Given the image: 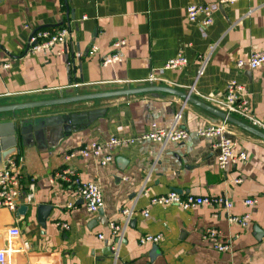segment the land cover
<instances>
[{"label": "crops", "instance_id": "1", "mask_svg": "<svg viewBox=\"0 0 264 264\" xmlns=\"http://www.w3.org/2000/svg\"><path fill=\"white\" fill-rule=\"evenodd\" d=\"M190 5H209L212 24L190 23L186 16ZM62 27L71 30L65 46L25 53L31 31ZM118 40L126 42L117 50L121 61L101 66V59L113 52L111 44ZM92 47L97 48L94 54L90 53ZM263 47L264 0H239L223 6L217 0H0V65H9L0 69V107L150 86L142 81L153 73L171 82L169 88L184 94L192 89L191 97L208 106L204 96L222 98L229 82L242 84L253 114L264 124V66L255 70L236 67L239 59L246 60ZM179 53L187 65L164 70V64ZM199 55L209 57L202 75ZM96 109L105 110L101 118L60 142L48 134L34 136L26 145L19 141L15 148L12 155L23 160L24 204L20 207L27 209L23 214L0 209V248L5 247L10 226L21 231L13 241L10 264H264V140L227 122L234 154L244 152L246 160L220 170L217 151L195 130L223 120L161 92L0 113V123L17 125L60 111ZM177 113L181 114L179 127L189 131L182 143L135 141L115 148L113 161L105 167L78 154L91 141L137 139L151 130V124L167 130ZM71 153L74 157L66 160ZM9 157L3 159L1 168ZM66 166L83 181L101 187L102 217L98 212L87 213L73 189L58 180L51 182L53 174ZM31 180L35 183L33 198L26 203ZM143 188L146 196L141 194ZM170 191L223 196L232 207L225 211L208 206L185 210L150 205L151 197ZM246 198H256L257 204L245 206ZM68 203L78 207L68 209ZM39 206H47L49 211L39 212ZM123 208L134 212L114 259L104 252L117 242L108 225L121 223ZM226 213L249 214L250 223L241 228L230 223ZM97 219L103 224L94 223ZM58 223L67 224L68 230L58 228ZM255 226L263 233L260 240ZM207 228L218 230L221 240L230 243V251L219 252L206 241L203 232ZM144 235H160L161 239L140 245Z\"/></svg>", "mask_w": 264, "mask_h": 264}, {"label": "built area", "instance_id": "2", "mask_svg": "<svg viewBox=\"0 0 264 264\" xmlns=\"http://www.w3.org/2000/svg\"><path fill=\"white\" fill-rule=\"evenodd\" d=\"M239 0H217V4L232 5ZM187 20L190 23H198L201 27L210 26L213 22L212 10L209 5H190L186 8ZM71 36V30L67 27H62L57 30L38 29L31 31L28 40V51L31 53L51 52L56 48H62L67 43V38ZM124 40H118L111 44L113 52L104 56L101 59V66L107 67L108 65L115 64L121 61L119 56V49L125 46ZM97 52L96 47H92L90 53ZM201 60V68L199 75H202L203 69L208 61V55H199ZM187 59L182 54H177L174 58L169 59L165 64L164 70H177L187 65ZM264 66V47L260 50L253 51L246 60L239 59L236 62L238 69L255 70ZM8 64L0 65V69H7ZM142 83H146L150 86L166 85V87L172 85L166 79L160 78L151 73ZM192 89L188 93L191 96ZM203 99L209 104L219 110L220 112L235 118L250 127L259 130L264 133V124L258 120L252 112L249 93L242 84H238L235 81L229 82L225 87V92L222 98H210L203 97ZM187 102L184 101V104ZM181 114L177 113L175 116L174 124L169 129L165 130L159 128L156 124H151V130L148 133L141 135L137 139L122 140L116 137H110L105 142L91 141L82 145L78 154L84 159H95L99 165L105 167L113 161V155L111 152L118 147H125L133 144L135 141H150L153 143L165 145L167 143H182L189 136V131L179 127V120ZM195 134L206 140L212 150L217 151L216 165L220 170H225L231 165H237L243 163L246 160V154L240 152L234 154V143L230 138V133L227 130V122L221 121L217 125H206L199 127L195 130ZM74 157L71 153L65 157L66 160ZM22 163L21 157H16V154L9 157L4 166L0 169V209H4L10 213H17L18 208L23 205L21 200L22 191ZM58 180L67 187L73 189L76 198L82 202L85 210L89 214H95L103 208V192L101 187L96 182H85L79 174L70 166L63 167L57 170L51 177V182ZM237 183L241 182V179L236 180ZM35 183L31 180L28 185V193L25 197L26 203H30L33 198ZM143 196L147 195V189L142 190ZM243 204L248 207L255 206L257 204L256 198H246L243 200ZM151 206H177L181 209H191L199 206H208L216 210L228 211L232 207L231 202L223 196H194L191 194L183 195L176 191H170L164 195L153 196L150 198ZM78 205L76 203H68V209H76ZM133 210L123 208L120 211L121 223L111 222L108 225L109 232L113 238L117 240L110 247L111 256L114 259L118 258V241L122 239L124 230L126 229L130 218L133 216ZM142 214L147 217L148 211L144 210ZM228 221L230 223L238 224L241 228H246L250 223V215L244 214L242 216L230 215L228 213ZM58 228L62 230H68V225L65 223H58ZM21 234L20 229L16 225H12L6 232L5 247L0 248V264H10V256L15 252L13 250V241ZM203 238L206 241L211 242L212 246L219 252H228L231 249L230 243L221 240V236L218 230L215 228H207L203 232ZM99 239H103V236H99ZM161 236L156 235H144L139 238V244H156L160 241Z\"/></svg>", "mask_w": 264, "mask_h": 264}, {"label": "water", "instance_id": "3", "mask_svg": "<svg viewBox=\"0 0 264 264\" xmlns=\"http://www.w3.org/2000/svg\"><path fill=\"white\" fill-rule=\"evenodd\" d=\"M69 15V10L66 4V17ZM37 30V29H36ZM29 45L27 44L25 53L28 51ZM153 92H161L176 96L181 98L182 100L193 104L202 110L216 116L221 120H225L226 122L264 140V133L256 130L249 125L227 116L226 114L220 112L219 110L208 106L188 94H184L175 89L164 87V86H145L139 88H126L123 90H116L111 92H99L94 94H87L81 96H71V97H60L58 99L52 100H41L35 102H28L22 104L1 106L0 113L6 112H16L21 110H29V109H44L53 106H63L66 104L100 99V98H108V97H116V96H131L138 95L144 93H153ZM105 113L104 109H96L89 110L78 113H66L63 111L58 112L55 115L45 116V117H37L35 119H26L21 120L18 124H14L11 122L0 123V168L2 166V161L6 157L12 155L17 147L19 141L22 145H26L27 141L36 137H43L46 135H51L52 138L56 142H60L64 136H69L80 131L82 128H87L90 126L95 120L101 118ZM13 156V155H12ZM118 161V160H117ZM27 207H19L17 210V214L25 213ZM38 211H49V207L47 206H39ZM100 217H102L101 210L98 211ZM100 222L103 224V220L97 219L94 220V223ZM107 221L105 224L107 225ZM254 231L257 235V240H260L263 236L261 230L258 229L257 226L254 227ZM104 252L107 255L111 254L110 248L106 247Z\"/></svg>", "mask_w": 264, "mask_h": 264}]
</instances>
